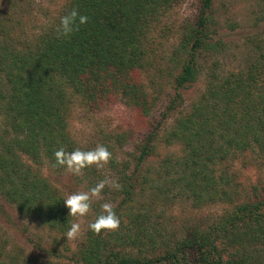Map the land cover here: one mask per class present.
<instances>
[{"label":"trees","instance_id":"trees-1","mask_svg":"<svg viewBox=\"0 0 264 264\" xmlns=\"http://www.w3.org/2000/svg\"><path fill=\"white\" fill-rule=\"evenodd\" d=\"M181 1L68 0L31 38L17 36L20 23L0 9V218L9 220L7 203L51 230L66 233L72 218L65 198L34 165L46 160L60 173L63 167H53L55 151L82 150L68 130L72 92L96 101L119 91L139 114L151 115L156 102L137 73L152 64L154 26ZM212 6L213 0H200L196 23L182 34L176 54L187 57L176 60L182 63L174 80L178 92L164 119L175 110L180 90L199 81V54L223 46L220 40L214 42L210 31ZM73 8L88 22L70 37L58 38L60 18ZM210 76L203 95L166 135L169 144H182L183 155L164 159L155 172L157 181L143 176V167L154 153L159 126L131 154L132 160H112L113 167L122 164V187L113 205L120 227L100 235L89 230L76 264H264V194L237 202L229 173L217 175V166L232 155L250 153L264 161V53L238 72ZM164 179L179 189V194H172L190 196L197 207L227 202L231 208L209 227L159 242L146 225L147 205L136 197L138 191L164 186ZM125 244L137 246L138 253H126L120 248ZM5 249L0 245V264H5ZM159 249L162 253L156 254Z\"/></svg>","mask_w":264,"mask_h":264},{"label":"rangeland","instance_id":"rangeland-1","mask_svg":"<svg viewBox=\"0 0 264 264\" xmlns=\"http://www.w3.org/2000/svg\"><path fill=\"white\" fill-rule=\"evenodd\" d=\"M67 1L0 0V9L13 15L20 23L16 30L17 36L31 38L59 13ZM199 8L200 0H182L154 26L149 44L152 64L137 73L138 79L145 85L148 97L156 102L150 116L139 114L119 91L112 90L96 101H89L73 92L70 94L72 101L68 130L72 140L83 151L92 150L98 144L104 145L111 152L112 158L104 168L97 169L93 166L85 169L80 177L65 170L55 172L46 160L42 164L34 165L64 198L78 191H88L106 176L116 178L120 183L122 164L132 160L131 154L138 152V147L153 131L154 126H159L160 134L153 149L154 153L143 167V176L157 181L155 172L161 162L166 158L183 155L182 144H169L166 135L173 129L176 119L190 111L192 105L203 95L211 73L224 75L238 72L264 53V0H213L210 31L213 33L214 42L220 40L223 46L199 54L198 63L202 69L199 81L180 90L182 97L177 99L175 110L164 119L165 111L178 92L174 80L182 63L179 65L176 60L182 62L187 57L182 55V58L176 51L185 28L196 23ZM113 159L122 163L121 166L113 167ZM217 170V175L225 171L229 173L237 202L253 201L264 194V161L258 155H232L226 163L217 166ZM163 183L164 186L161 184L152 190L148 188L147 192L138 191L136 197L138 202L147 205L150 219L146 225L159 242L182 237L195 228L209 227L221 220L231 208L227 202L197 207L190 196L180 195L178 198L172 194H179V189H172L166 179ZM162 187L164 188L161 190ZM115 193L116 190L106 187L103 199L93 200L92 211L81 221L79 237L71 241H67L65 233L51 230L39 220L24 216L5 202L9 220L0 218V245L6 248L1 260L5 264H10L11 261L18 264H76L78 253L90 230L88 223L95 220L102 203H116ZM136 232L133 229V233ZM120 248L131 255H136L139 250L133 244H125ZM143 249L146 253H152L146 248ZM162 251L159 249L156 254H161ZM261 260L264 262V250Z\"/></svg>","mask_w":264,"mask_h":264},{"label":"clouds","instance_id":"clouds-1","mask_svg":"<svg viewBox=\"0 0 264 264\" xmlns=\"http://www.w3.org/2000/svg\"><path fill=\"white\" fill-rule=\"evenodd\" d=\"M88 22L86 15H81L79 10L73 8L68 14L60 18L57 28V37L68 38L79 29L80 25ZM112 158L111 152L104 145H97L89 151L76 149L68 152L64 148L55 151V164L53 167H63L64 170L74 176L80 177L85 169L104 168ZM110 190H121L118 179L106 176L95 184L88 191H78L67 196L63 203L68 209V216L71 219L70 228L64 234L67 241L77 239L81 233V221L92 211L93 200L103 199L105 188ZM100 212L93 222L88 223V228L96 235L114 232L120 227V217L117 215L114 206L110 202L102 203ZM69 222V219H68Z\"/></svg>","mask_w":264,"mask_h":264}]
</instances>
